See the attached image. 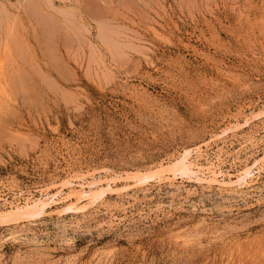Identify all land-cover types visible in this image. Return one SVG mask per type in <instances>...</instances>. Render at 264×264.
<instances>
[{
	"label": "rangeland",
	"instance_id": "rangeland-1",
	"mask_svg": "<svg viewBox=\"0 0 264 264\" xmlns=\"http://www.w3.org/2000/svg\"><path fill=\"white\" fill-rule=\"evenodd\" d=\"M263 109L264 0H0V264H264Z\"/></svg>",
	"mask_w": 264,
	"mask_h": 264
},
{
	"label": "bare ground",
	"instance_id": "bare-ground-1",
	"mask_svg": "<svg viewBox=\"0 0 264 264\" xmlns=\"http://www.w3.org/2000/svg\"><path fill=\"white\" fill-rule=\"evenodd\" d=\"M228 129L230 130V128L224 129L223 133L225 134V133L229 132ZM202 156H203V153H202L201 147L196 148L195 150L185 149L182 153L179 154V156L174 160V162L171 165H160V166H157L155 168V170L153 169V171H149V172L152 174H158L157 177H160L161 175L167 176V174L175 175L177 172H181V173L184 172V174L185 173H188V174L191 173L192 174V173H195L196 171L199 173V171H200V175L202 177H199L198 179L199 180L203 179V180L210 181V182L218 181L217 176L223 177L224 174L221 170H218V169H217L218 171L215 170L216 168H218V164H216V163L214 164L213 161L212 162L209 161V163L205 167L200 166L198 164L197 160L201 159ZM206 159H207V157H206ZM216 159H217V161L218 160L221 161L220 160L221 159V153H218L216 155ZM194 167L196 168L195 172L193 170ZM243 168H244V166H243ZM247 173H248V170L244 168L243 170H241L240 173H238V177L242 178ZM210 174L212 176H210L209 179L204 178L206 175L209 176ZM89 176L93 177V174H91ZM86 179H87V177L85 175H73V176H70L64 182V184L65 185H71V186L72 185H78V187H80V190L78 192V198L79 199L88 198V200L93 203V202L98 200V197H100L99 193H101V191L97 192L95 190V192H94L93 189H90V188H93V186L95 187V185L97 183H96V181H93V180H91L89 182H85ZM226 179L229 180V178H226ZM146 180H147V177L142 176L139 179L137 178V180H135V183L142 184ZM76 181H79V182H77V184H76L75 183ZM222 183L225 184L226 182L222 181ZM228 184H231V183L229 182ZM86 187H89V189L93 190V191H90V190H89L90 192L85 191L84 188H86ZM55 201H57V200H55ZM55 201L53 200V198H47V196H41L39 198L31 199V200L28 197L24 204H16L14 206H11L6 211H0L1 221H8L11 219H18V218L20 219L21 217H28V216L31 217V216L40 215L43 212H45V209L52 202H55Z\"/></svg>",
	"mask_w": 264,
	"mask_h": 264
}]
</instances>
